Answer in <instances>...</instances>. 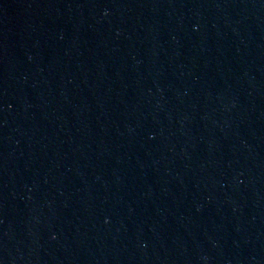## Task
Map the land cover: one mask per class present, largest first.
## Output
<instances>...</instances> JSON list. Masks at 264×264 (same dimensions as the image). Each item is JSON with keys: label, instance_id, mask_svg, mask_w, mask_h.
Returning <instances> with one entry per match:
<instances>
[{"label": "water", "instance_id": "1", "mask_svg": "<svg viewBox=\"0 0 264 264\" xmlns=\"http://www.w3.org/2000/svg\"><path fill=\"white\" fill-rule=\"evenodd\" d=\"M0 264H264V0H0Z\"/></svg>", "mask_w": 264, "mask_h": 264}]
</instances>
